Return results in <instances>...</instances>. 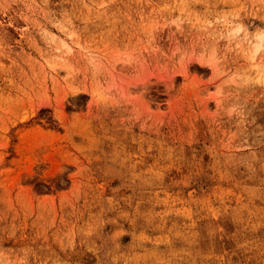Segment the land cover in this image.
<instances>
[{"label": "rangeland", "instance_id": "rangeland-1", "mask_svg": "<svg viewBox=\"0 0 264 264\" xmlns=\"http://www.w3.org/2000/svg\"><path fill=\"white\" fill-rule=\"evenodd\" d=\"M0 264H264V0H0Z\"/></svg>", "mask_w": 264, "mask_h": 264}, {"label": "bare ground", "instance_id": "bare-ground-1", "mask_svg": "<svg viewBox=\"0 0 264 264\" xmlns=\"http://www.w3.org/2000/svg\"><path fill=\"white\" fill-rule=\"evenodd\" d=\"M261 36V35H260ZM260 36L258 37V39H261ZM262 37V36H261Z\"/></svg>", "mask_w": 264, "mask_h": 264}]
</instances>
